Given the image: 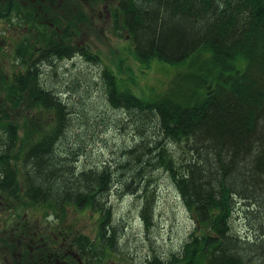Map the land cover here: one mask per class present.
Wrapping results in <instances>:
<instances>
[{
  "label": "trees",
  "instance_id": "obj_1",
  "mask_svg": "<svg viewBox=\"0 0 264 264\" xmlns=\"http://www.w3.org/2000/svg\"><path fill=\"white\" fill-rule=\"evenodd\" d=\"M115 1L114 33L130 40L140 65L156 60L176 67L161 89L139 96L103 64L107 104L124 113L136 143L127 144L125 135L110 154L115 159L98 161L89 149L98 143L97 127L120 120L89 101L90 77L64 81L65 93L53 78L58 61L80 56L101 63L99 53L73 41L80 32L71 18L57 21L51 12L53 25H39L19 0L0 2V17L10 21L14 9L29 33L14 46L22 70L0 90V192L25 196L44 207L45 217L51 211L52 231L60 229L64 243L72 234L80 262L102 264L122 238L113 220L114 192L124 186L137 193L148 229L155 207L147 188L160 169L193 227L166 258L152 247L131 258L138 264H264V236L245 238L232 226L235 214L252 219L258 231L264 225V0ZM16 108L50 116L17 124L8 116ZM68 208L94 211L96 236L73 228ZM52 238L45 235L44 250L56 253Z\"/></svg>",
  "mask_w": 264,
  "mask_h": 264
},
{
  "label": "rangeland",
  "instance_id": "obj_2",
  "mask_svg": "<svg viewBox=\"0 0 264 264\" xmlns=\"http://www.w3.org/2000/svg\"><path fill=\"white\" fill-rule=\"evenodd\" d=\"M23 1L19 0L21 6L27 9L31 8L34 14L37 10L36 7L28 2L25 4ZM46 1L42 0L35 3H45ZM5 2H8V0H5ZM57 3L61 6V15L71 18L73 24H75V27L80 32V34L77 33L74 36L73 41L79 45L86 44L90 50L98 52L102 62L91 63L80 56L65 61H58L56 66L58 77L56 75L53 78L54 84L59 82L56 86L57 90L64 91L63 93H65L67 90H70L68 87L65 88V82L68 80L70 82L71 79L77 78V80L82 81L84 78H91V88L88 94L89 101L97 107L98 111H104L114 118V120H120V125L112 122L107 129L104 126L97 127L98 135L96 139L98 143L89 148L92 151L96 149V155L93 158L97 159V161L109 159L111 153H117L116 142L118 139H122L121 137L125 135L128 137L127 144H134L136 141L132 140V132L127 131V128L131 130V127L127 126L125 128L124 113L120 110L115 111L107 104L106 97L102 91L103 84L99 77L103 64L108 65L118 78L126 80L128 86L139 96L150 94L152 90L157 91L161 89L168 82L176 66L156 60L151 61L148 68L140 65L131 52L132 45L130 40L127 37H120L114 33L110 14L116 6L115 0H103L96 4H92L89 0H57ZM46 6L43 7V10H37L36 12L39 14V18L37 17L39 25H48L45 22L49 20L50 13L46 10ZM45 13L46 16H44ZM17 16L19 15L17 14ZM11 17L15 19L13 13ZM8 22L11 21L6 20L3 23L0 21V35L5 36L9 34L7 38H0V90L1 86L6 83V75L13 69L12 64L15 61L14 46L17 43L12 44L13 38L10 37V34L19 35L21 38L29 34L28 29L24 26V21L20 20V18L15 19L16 27L12 28ZM30 35L31 40L38 39L37 35ZM0 101H2L1 97ZM10 111L11 121L17 124H22L25 119H30V117L36 119L38 122L39 120L46 121L50 116L46 113H41V116H37L35 111L23 112L24 110L20 108ZM115 158L111 157L110 159L113 160ZM152 179V186L148 187L147 190L153 193L155 217L153 218V225L148 229L143 226L139 218L138 210L141 203L136 199L135 194L137 193L131 194L134 191H126V187L122 186L117 189L119 193L114 192L111 197L110 202L113 208V220L116 223V232H119V237L122 238L115 246L117 252L114 249L112 257H109L110 260L107 259L102 264H138L139 260L137 258L134 260L131 258V255L135 253L140 254L141 252L145 253L149 251L150 247L160 252L166 258L169 251L178 249L187 238L188 232L193 227V220L173 190L168 177L159 169L155 172ZM239 206L242 207L241 202ZM25 215L28 217L29 222L37 220L40 216L38 211L34 212L33 209L28 210ZM66 216H68L70 223H74L76 230L91 238L96 236V219L94 218L97 215L94 211L88 210L84 214L83 212L68 208ZM240 216L243 217V215L235 214L232 226L242 236L247 238L248 234L253 233L255 235L259 233L264 236V225L262 230L258 231V226L252 219H248V221L247 218H240ZM118 222L124 224L123 229L120 228ZM43 228L44 226H42ZM252 228H255V230H252ZM45 229L46 231L48 230L47 225H45ZM47 233L50 232L47 231ZM9 261V264H11L10 259Z\"/></svg>",
  "mask_w": 264,
  "mask_h": 264
},
{
  "label": "flooded vegetation",
  "instance_id": "obj_3",
  "mask_svg": "<svg viewBox=\"0 0 264 264\" xmlns=\"http://www.w3.org/2000/svg\"><path fill=\"white\" fill-rule=\"evenodd\" d=\"M37 1L41 2L42 0H24L23 2L25 4L28 2L32 6H35L37 10H43V7L47 5L46 7L49 10V13L52 12L53 19H57V21L58 19H61V6L60 4L58 5L57 0H47L45 3L36 4L35 2ZM36 12L34 13L35 15H32L33 20L38 19V14ZM9 13L10 21L12 23H8L12 28L16 27L15 19H18L16 11L10 9ZM12 13L14 14L15 19L11 17ZM44 16H46V13ZM49 19H51L50 15ZM0 21L3 23L5 18L1 17ZM45 23L50 26L53 25L50 20H47ZM24 36L27 38L26 35ZM24 36L21 38L19 35L15 36V34H10V37L13 38L12 44L20 42L25 38ZM1 37L3 39L7 38L9 37V34L5 36L0 35V38ZM12 66L13 69H11L9 74L6 75V77L11 79L22 70L18 58H15ZM1 103L2 102L0 101V116H3L4 110H2ZM8 116L11 117L10 114ZM2 175L4 176L5 173L3 172ZM1 179L2 176H0V180ZM7 192H0V264H9V259L11 260V264L12 262L13 264H84L83 262H80L77 249L71 243L72 234L67 236V242L64 243L65 237L61 236V230H58V234L56 233V230L54 232L52 231L53 229H51L50 224L53 220L56 221V219L51 211L50 213L48 212L45 217L43 216L45 212L44 207L31 205L25 196L13 195L11 192ZM30 209H33L34 212L38 211L40 216L37 220H30L31 222L28 221L29 219L25 213ZM45 225H47L50 233H46ZM42 226H44L43 229ZM71 226L74 228V223H71ZM67 228H69V222L65 223V232H67ZM32 234L33 237L31 236ZM47 234H52L54 236L50 241L54 240L57 244V248L59 247V250H57L56 253H49L44 250L45 235Z\"/></svg>",
  "mask_w": 264,
  "mask_h": 264
}]
</instances>
